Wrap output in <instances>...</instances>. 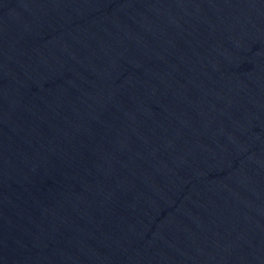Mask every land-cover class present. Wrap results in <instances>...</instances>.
I'll return each instance as SVG.
<instances>
[{"label":"water","instance_id":"95a60500","mask_svg":"<svg viewBox=\"0 0 264 264\" xmlns=\"http://www.w3.org/2000/svg\"><path fill=\"white\" fill-rule=\"evenodd\" d=\"M0 264H264V0H0Z\"/></svg>","mask_w":264,"mask_h":264}]
</instances>
